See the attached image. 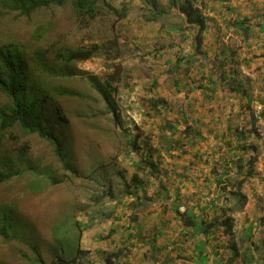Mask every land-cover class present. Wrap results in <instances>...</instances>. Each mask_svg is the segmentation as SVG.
<instances>
[{"label": "rangeland", "instance_id": "rangeland-1", "mask_svg": "<svg viewBox=\"0 0 264 264\" xmlns=\"http://www.w3.org/2000/svg\"><path fill=\"white\" fill-rule=\"evenodd\" d=\"M186 1L210 18L201 47L208 57L206 65L196 60L190 66L193 69L182 71L179 78L201 82V75L209 73L213 61L231 48L234 54L227 56L235 61L227 68L236 71L237 85L248 90L250 107L247 96L232 92L224 81L220 93L208 98L200 91L175 88L177 76L168 71V62L195 50L193 31L188 28L191 37L186 39L174 29L184 24L180 6ZM122 2L130 6L126 19L119 20L104 10L101 19L88 28H80L70 4L40 10L29 17L0 7V45L19 42L33 53L59 45L83 47L118 36L121 51L117 59L99 56L76 64L88 74L114 78L120 123L106 113L103 98L86 80L77 77L55 81V85L82 95L58 99L68 120L63 129L68 138L64 144L67 160L78 170V177L64 169L50 142L18 129L7 135L6 147L11 151L29 145V162L39 166L42 175L25 174L0 185V206L13 209L15 217L14 237L6 240L0 236V264H72L78 249L83 250L82 262L102 264V254L108 256L113 249L122 248L120 234L131 224L134 212L128 209L131 198L125 182L132 184L136 172L140 180H147V196L155 202L146 211L152 212L146 214V232L157 221L159 203L171 204L178 190L182 205L199 203L203 207L228 197L234 206L237 200L229 193L234 189L227 182L231 177L244 180L241 193L247 198L245 208L231 214L236 225L234 239L243 245L245 229L253 227V239L244 238V246L264 257V0H98L100 5L118 7ZM154 8L167 13L153 21ZM238 16L249 18L254 27V37L246 42L231 25ZM161 99L165 105L152 109L151 103ZM9 102L0 92V106ZM168 123L179 132L173 134ZM186 124L200 128L204 140L185 137L182 131ZM228 128L233 131L228 132ZM236 129H243L249 137L239 141ZM134 138L143 158L129 145ZM242 144L246 150L241 149ZM237 156L245 160L244 165L254 161V176L245 180L244 175H237L231 165ZM144 158L157 168L141 167L137 171L135 165L143 163ZM227 158L231 168L228 178L222 177ZM45 174L55 175L62 182L53 183ZM221 179L226 183H218ZM161 183L163 189L158 191ZM157 191L160 196L155 195ZM182 208L185 210V206ZM205 215L213 219L212 211ZM220 242L227 246L229 240L223 236ZM213 245L221 259L210 264H223L230 256L228 251L218 248L215 240ZM234 264H241V258Z\"/></svg>", "mask_w": 264, "mask_h": 264}, {"label": "trees", "instance_id": "trees-1", "mask_svg": "<svg viewBox=\"0 0 264 264\" xmlns=\"http://www.w3.org/2000/svg\"><path fill=\"white\" fill-rule=\"evenodd\" d=\"M68 4L71 5L73 15L80 28H88L97 23L104 15V10H107L106 13L116 16L119 20L126 19L130 11L127 2H122L118 7L113 4L100 5L98 0H0L2 9L26 17L40 10L65 7ZM154 10L156 9L154 8ZM166 13L165 10L153 11L152 15L154 17L152 20L156 21L158 17H162ZM180 13L184 24L174 29L180 31L186 39L191 37L190 34H187L188 28L193 31L195 50L188 55H178L174 62H168V65H170L168 71L173 76H177L175 88L178 91L187 88L192 93L200 91L203 97L208 98L220 93L223 89L221 83L224 81L229 89L231 87L232 92L247 96L248 107H250L252 98L248 94V90L244 86L243 89L237 85L234 80L236 71L231 66L227 68L231 61H235L233 59L229 60L227 56L229 53L234 54L231 48L224 51L225 54L222 53L214 61L212 60L213 64L208 69L209 73H204L205 76L201 75V82H198V80L184 82L179 78L182 71L189 73L193 69L190 66L193 65L194 61L197 60L205 64L208 56L205 52H202L201 47L210 21L209 17L203 15L201 9L193 8L192 3L189 1L180 6ZM231 25L235 28V33L240 35L245 42L254 37V27L249 18L238 16ZM262 31H264V28ZM41 36L43 37V35H39L40 38ZM119 47L118 36L108 42L77 48L59 45L57 48H47L44 51L33 53L29 52L27 47L19 42H8L0 45V92L10 100L9 103L0 106V185L25 174L42 175L39 166L29 162V145H23L16 151H11L6 147V137L14 129H18L25 135H37L39 138L50 142L64 169L70 171L76 177L79 176L78 170L67 160L64 144L68 138L64 137L63 129L68 126V120L58 104V99L82 97V95L71 88L55 85V81L77 77L86 80L103 98L107 108L106 113L113 115L114 121L120 123L121 115L114 99L115 93L118 92L113 84L114 78L102 79L99 76L83 72L76 66L77 63L99 56L117 59L121 56ZM262 57H264V54H262ZM262 67L264 68V63ZM250 81L252 80L248 78L247 83L250 84ZM154 85L155 81H153L151 87H154ZM164 105L165 102L162 99L154 100L151 103L152 109ZM167 128L173 134L179 132L171 123H168ZM227 131L232 132L233 129L228 128ZM182 132L191 141H194V139L204 140L198 127L192 128V126L186 124ZM235 134L239 141H244L249 137L243 129H236ZM62 135L64 138L61 137ZM216 137L218 140L221 138L219 135ZM135 138L137 140L139 136ZM135 138L129 141V145L133 151H138L137 154H141L139 152L141 148ZM239 143L241 144V142ZM242 145H240L241 149L246 150V146ZM169 151H172V148H169ZM140 157L143 158L144 154L142 153ZM142 161L143 163L140 165H135L137 171L142 170L141 167L153 170L157 168L156 164L150 162L147 158L142 159ZM224 161L227 168L224 169L225 174L222 177L228 178L231 175L229 172L231 168L228 166L230 161L229 159ZM244 161L242 157L237 156V158L232 159L231 165H234L232 169H236L237 175H244V179L247 180L249 177L254 176V161L251 160L245 165ZM45 175L53 183L62 182L55 175ZM131 182L132 184L125 182V188H127V195L131 198L129 204H127L128 209L132 210L134 214L131 216L130 226L120 234V239L121 235L123 236L122 240L125 239L124 242L120 241L124 246L121 249H113L108 256L102 254V264H127L133 254V249L143 250L142 261H148L149 264H210L211 261L221 259L216 245H213L214 240L218 242V248L225 247L230 255L223 264H234L238 258H241V264H264V257L256 256L250 246H244V238L247 239L246 241L253 239V227L245 229V237L242 239L243 245H240L234 239L236 225L235 218L231 214L245 208L247 198L241 193L244 180L236 181L231 177V180L227 182L230 188L234 189L229 192L235 197L234 200H237L234 206L229 204L228 201L231 203V200L228 197L222 201L217 198L203 207L199 203L182 205L178 190L171 204L168 202L159 203L161 210L158 211L157 221H155L156 223L152 226V229L149 228V232L145 231L148 224V215L146 214L152 212L146 213V211L150 204H155L154 199L147 196V180H140L137 172L133 175ZM218 183L226 182L221 179ZM161 185L158 191L163 187L162 183ZM222 190H226V185ZM158 191L155 194L156 196H160ZM182 206H185L184 211L180 209ZM206 211L213 212L212 220L207 219ZM13 212V209L0 206V236L6 240L14 237L12 234V229L15 227ZM76 224L80 229L82 228L80 222H76ZM223 236L229 240L227 246L225 243L220 242V238ZM56 239L58 240V238ZM82 255L83 250L78 249L76 258L71 260L72 264H86L82 262L84 259ZM87 264L99 263L88 261Z\"/></svg>", "mask_w": 264, "mask_h": 264}, {"label": "crops", "instance_id": "crops-1", "mask_svg": "<svg viewBox=\"0 0 264 264\" xmlns=\"http://www.w3.org/2000/svg\"><path fill=\"white\" fill-rule=\"evenodd\" d=\"M122 235H121V241H123V240H125V239H123L122 240ZM120 238V237H119ZM124 242V241H123ZM122 246V245H121ZM124 246V245H123ZM122 246V247H123ZM120 247V246H119ZM134 250H136V251H139L140 249H134ZM142 253H143V251L142 250H140ZM134 252V251H133ZM141 255L138 253V254H135V252H134V254H132V256H130V259H129V262L127 263V264H144V261H142V259H141ZM126 260V259H125ZM147 264V263H146ZM148 264H149V262H148Z\"/></svg>", "mask_w": 264, "mask_h": 264}, {"label": "clouds", "instance_id": "clouds-1", "mask_svg": "<svg viewBox=\"0 0 264 264\" xmlns=\"http://www.w3.org/2000/svg\"><path fill=\"white\" fill-rule=\"evenodd\" d=\"M180 209H182V208H180ZM181 211H184V209H183V210H181Z\"/></svg>", "mask_w": 264, "mask_h": 264}, {"label": "built area", "instance_id": "built-area-1", "mask_svg": "<svg viewBox=\"0 0 264 264\" xmlns=\"http://www.w3.org/2000/svg\"><path fill=\"white\" fill-rule=\"evenodd\" d=\"M181 210H183V208Z\"/></svg>", "mask_w": 264, "mask_h": 264}]
</instances>
